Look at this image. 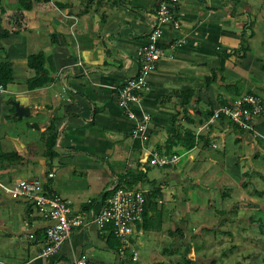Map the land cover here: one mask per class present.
Instances as JSON below:
<instances>
[{"label": "crops", "instance_id": "1", "mask_svg": "<svg viewBox=\"0 0 264 264\" xmlns=\"http://www.w3.org/2000/svg\"><path fill=\"white\" fill-rule=\"evenodd\" d=\"M163 1L170 0H50L19 11L20 0H0V63L13 68L12 80L0 85V147L20 159L0 164V182L40 179L45 193L89 218L118 185L142 190L147 199L143 230L130 238L124 256L110 225H87L72 228L58 253L44 258L51 223L31 202L0 189V264H72L81 256L96 264H176L183 255L193 264H220L236 244L264 240V114L255 132L222 118L196 142L213 109L263 93L262 40L255 39L264 31V0L170 4L179 29L163 27L164 56L148 77L142 107L151 117L147 146L182 159L158 167L131 137L133 121L117 98L139 74L138 53ZM249 23L246 57L230 56L224 82L206 84L219 67L217 53L238 49ZM176 39L181 42L173 45ZM38 52L51 81L30 90L27 58ZM14 103L30 114L16 116ZM185 132L195 139L190 149L180 142Z\"/></svg>", "mask_w": 264, "mask_h": 264}, {"label": "built area", "instance_id": "2", "mask_svg": "<svg viewBox=\"0 0 264 264\" xmlns=\"http://www.w3.org/2000/svg\"><path fill=\"white\" fill-rule=\"evenodd\" d=\"M176 2L177 0H170L168 3L161 2L159 4L153 18V26L148 34V42L138 53L141 64L139 74L124 84L117 98L118 106L133 121L131 137L140 142L143 154L149 159L150 165L158 167L174 166L182 159V156L178 154L161 155L155 149L147 146L151 117L142 107L143 95L150 90L148 77L155 71L164 56V51L159 46L163 27L170 25L174 31L179 29V21L170 6V4L175 5ZM180 42L176 39L173 45H178ZM133 107H137L140 113L137 114ZM263 114L264 100L256 94H243L232 102L213 109L211 117L198 128L196 142L208 125L222 118L231 121L243 131L255 132L254 122ZM0 189L13 200L24 199L31 202L51 223L45 230L46 247L41 252V256L44 258L53 257L58 253L61 246L69 241L74 227L110 225L113 235L119 242L118 253L120 256H124L125 252L130 249V238L143 230L139 224L142 221L147 200L142 190L123 186L115 187L97 216L89 218L80 213H72L66 201L57 194L45 193L43 181L40 179H22L11 186L0 182ZM131 252L133 253L132 259L135 261L136 254L134 250ZM72 264L96 263L89 260L87 256H81Z\"/></svg>", "mask_w": 264, "mask_h": 264}, {"label": "trees", "instance_id": "3", "mask_svg": "<svg viewBox=\"0 0 264 264\" xmlns=\"http://www.w3.org/2000/svg\"><path fill=\"white\" fill-rule=\"evenodd\" d=\"M49 1L50 0H20V10L19 11H29L32 9L33 4L40 3V2L46 3ZM171 9L173 12L175 11L174 8H171ZM252 37H253L252 23H249L246 26H244L242 32L240 33V46L238 47V49H236L232 53H224L220 51L217 53L218 60H219V67L217 68V70L212 72L211 77L206 79V84L209 85L212 83H217L220 80L224 82V77L222 76V73L224 70V64L226 60L230 58V56L232 55L236 56V58L238 59H244L246 57L247 52L250 51L248 39ZM45 63H46V59L42 52L30 54L28 56L27 67L28 69L33 71V76L27 80L28 89L33 90V89L41 88L50 83L51 79L47 76V72L45 70ZM12 74H13V68L10 63L8 62L0 63V85L1 86H5L7 83H9L12 80ZM245 94H252V93H245ZM210 115L211 114L209 113V116ZM180 142L183 144L184 148L186 149H190L194 147L195 145V139L191 132H185L184 138ZM51 146H52V143L49 145L48 150L51 148ZM47 154L50 155V152H48ZM19 160H20L19 157L16 155L3 153L0 147V164H3L5 162L14 164V163L19 162ZM140 177L143 178L144 176L141 175ZM145 215H147V211H144L143 216ZM112 233L113 231L111 232V234ZM176 264H193V261L189 259L186 255H183L182 260Z\"/></svg>", "mask_w": 264, "mask_h": 264}, {"label": "rangeland", "instance_id": "4", "mask_svg": "<svg viewBox=\"0 0 264 264\" xmlns=\"http://www.w3.org/2000/svg\"><path fill=\"white\" fill-rule=\"evenodd\" d=\"M261 39V49L263 50L262 53V63L264 69V31L256 37L255 41ZM254 49L257 50L255 43H253ZM260 46V43L258 44ZM257 46V47H258ZM254 52H252L253 54ZM255 54V53H254ZM264 86V85H261ZM264 89V87H263ZM261 98L264 100V90L261 94ZM127 188V187H125ZM264 200V197L262 198ZM215 206L218 207L219 205L215 203ZM248 241H244L243 243L236 244L233 249V256H230L227 261H224L225 264H264V240L262 241H253L252 239L248 238ZM223 243L219 244V247H223ZM224 262L220 264H224Z\"/></svg>", "mask_w": 264, "mask_h": 264}, {"label": "water", "instance_id": "5", "mask_svg": "<svg viewBox=\"0 0 264 264\" xmlns=\"http://www.w3.org/2000/svg\"><path fill=\"white\" fill-rule=\"evenodd\" d=\"M14 107H15V111H16L15 115L18 117H24V116H28L30 114V111L28 108L22 107L18 103H14Z\"/></svg>", "mask_w": 264, "mask_h": 264}]
</instances>
